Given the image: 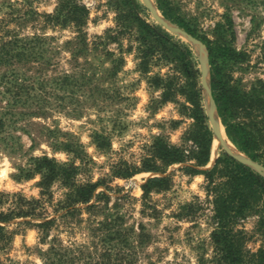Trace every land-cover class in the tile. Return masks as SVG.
<instances>
[{
	"label": "rangeland",
	"instance_id": "obj_1",
	"mask_svg": "<svg viewBox=\"0 0 264 264\" xmlns=\"http://www.w3.org/2000/svg\"><path fill=\"white\" fill-rule=\"evenodd\" d=\"M77 1L85 6L84 0ZM136 1L147 9L141 12L147 21L162 25L153 16L144 0ZM170 1L179 14L199 34H204L210 39L215 38L213 32L215 23L229 25V35L226 37L230 38L233 47L243 52L245 57L244 61L231 67L232 79L243 89H248L258 80L264 81V0ZM53 2L54 0H0V38L1 35L3 38L13 35L29 36L26 30L30 28L31 35L38 33L47 38L46 43L49 48L47 51L48 63L39 64L29 61L22 64L15 63L13 68L30 77V80L34 82H36L37 76L45 77L50 81L53 78L69 76L62 84L58 82V85H53L49 81L41 90L38 89L37 84L35 85L37 88L31 90L30 95L34 93L40 97L42 105L39 107L28 103L29 99L27 103H18L14 107V114L8 116L5 125L0 130V152L7 155L12 166L17 169L15 173L11 174L14 180L22 182L28 177H24L20 169L28 168L31 165V158L38 157L33 155L34 150L38 149L46 153L45 146L50 147L53 152L67 150L74 153L73 160L76 158L80 160L76 174L81 173V179L86 178V182H92L94 170L102 173L95 180L98 182L95 192L103 191L106 195L92 198L89 203L94 205L90 208H87L86 204L76 205L79 210L64 217L61 216L64 213L63 209L55 212L53 208L54 204L62 200L65 194H63V198H54L53 192L49 189L53 180L46 189L51 202L45 204L43 212L47 218L56 217V222L47 229L46 233H43L35 225L22 223L24 220L39 222L40 218L17 217L6 226L15 225L12 228L15 231L13 237L16 233L24 232L27 227H34L40 231L42 243L51 246L53 242H59L62 247L69 248L73 254L82 250L83 253L89 254L91 259H95L103 250L99 240L103 236V229L99 223L117 218L121 229L127 232L125 238L128 237L127 241L130 245L126 248L129 247V251L133 254L132 263L125 262L123 264H192L193 256L196 258L197 264H209L208 259L211 255L209 256L208 253L212 254L210 235H207L209 229H212L210 199L205 194L203 200L196 196L190 202H179L180 196L185 190V186L180 180L187 174L189 176L187 183L190 184L191 177L198 174L187 173L182 169V166L189 164L188 162L168 166L162 175L169 176V186L166 189L152 190L145 198L142 197L141 184L148 176L156 175L155 173L148 172L150 174L145 175L146 172L141 171L128 177L113 174L121 168H132L138 165L137 159L141 160L146 153L148 143L140 145L143 150L139 154L131 150L134 143L146 139L143 133L133 131V129L147 127L150 130L153 126H157L163 130L169 123L173 128L180 123L176 120L156 121L155 125H152L148 124L147 119L140 121L128 119L139 100L134 93L139 88L140 81H148L150 92L157 87L149 83V71L143 73L137 65L135 69L125 71L123 76L118 75L125 63V55L131 53L134 48L136 50L137 46L129 32L116 34L119 1L88 0V6H86L88 15L81 29L86 46L85 51L81 53H74L77 45L74 44L77 35L75 29L71 25L50 24L44 17V14L49 13L39 12L34 6V3L39 6L40 3L51 5ZM57 2L58 0H55L56 5ZM149 2L154 11L159 16L162 15L156 5V0H149ZM189 5H194L195 14ZM112 11L117 13L114 18L115 27H105L102 35L88 31L89 23L92 26L106 23L110 19L109 14ZM167 30L190 45L199 67L203 54L202 49L177 33ZM109 34L116 35V38H107ZM193 37L206 49L202 40ZM113 43H115V49L112 47ZM120 57L123 61L117 63ZM206 59L209 69L208 56ZM152 65L164 66L169 63L154 60L150 67ZM4 70L6 69L0 66V74ZM134 71L140 72V78L128 80ZM170 71L174 72L172 65ZM125 80L128 82L124 83ZM2 105L3 100H0V106ZM162 105L163 103H159V99L152 98L145 108L150 112V116H154ZM61 115L64 117L63 127L58 118ZM218 118L224 139L230 143L229 148L248 157L228 138L220 117L218 116ZM84 133H88L92 137V142L97 146V151L94 154L104 153L107 156V159L102 163H97L92 159V155L85 151V145L81 143V136ZM126 134H131L132 139L124 142L123 137ZM160 135L167 139L165 131H162ZM113 137L118 138L121 142L118 150H113L111 147ZM154 137L151 136V140ZM184 144L187 148L190 146V142ZM220 148L222 146L217 141L213 147L212 140L210 159L207 164L199 168L210 167ZM252 161L261 165L264 173V165L258 161ZM70 164L73 163H67V165ZM105 167L108 168V171H104ZM173 177H179L180 180L174 182ZM55 180L60 181L59 179ZM60 187H64V185L61 183ZM137 191L141 192L139 196L136 195ZM18 193L22 194V190ZM159 193L162 195L155 198V194ZM173 203L177 204L178 209L166 212L165 210L171 208ZM165 220L168 222L165 223ZM181 221L187 222L188 226L184 227ZM256 221L257 216L248 213L238 223L239 227L244 230L245 224L252 223L254 225L251 230H247L252 234L248 240L252 247H256L257 241L260 242L259 245L264 244V238L262 239L257 232L254 233ZM97 227L101 230L96 229ZM77 236L86 237L87 242L77 243L75 240ZM66 239L69 241L68 244L64 243ZM12 240L4 249L0 250V257H3L0 259V264H19V261L13 260L8 255L12 249ZM116 242L115 239L111 240L112 244ZM48 248L46 250L40 247L25 248V252L43 258ZM24 264H34V261L26 260Z\"/></svg>",
	"mask_w": 264,
	"mask_h": 264
},
{
	"label": "trees",
	"instance_id": "obj_2",
	"mask_svg": "<svg viewBox=\"0 0 264 264\" xmlns=\"http://www.w3.org/2000/svg\"><path fill=\"white\" fill-rule=\"evenodd\" d=\"M118 1L120 4L117 7L116 34L129 32L133 36L141 61L137 67L141 72L147 73L154 60H162L172 65L174 72L168 75L166 80L156 74L149 76V83L166 89L159 103L175 99L177 93L182 94L185 102L179 104V111L186 117H191L193 122L184 133L183 143L179 147L168 143L164 136H155L152 143L147 145L146 153L141 158L142 164L121 168L113 174L128 177L141 171L155 173L156 175L148 176L141 184L142 197L145 198L150 191L166 189L169 186V176L162 175L168 166L188 162V165L182 166L185 172L203 173L208 178L204 188L206 196L210 199L214 229L210 233L212 254L208 259L209 264H264V244L252 251L247 246L252 234L238 227L239 220L248 213H253L257 216L254 233L257 232L264 238V176L222 148L217 152L210 167L199 168L210 159L213 133L203 104L198 61L187 42L175 37L162 25L147 21L141 14L147 9L141 3L136 0ZM156 5L167 20L203 41L209 63L210 92L224 131L239 150L264 165V81L258 80L248 89H243L232 79L231 67L244 61L245 57L243 52L233 47L230 38L226 37L229 35V25L215 23V38L210 39L204 34H199L179 14L170 0H156ZM87 15L86 6L77 0H58L54 12L44 14V17L52 25H71L77 32L74 43L77 47L75 46L74 53H81L85 51L86 46L81 29ZM107 38L113 39L116 35L109 34ZM46 41L47 38L38 33L24 37L13 35L9 38H3L1 35L0 66L6 70L0 74V100H3V105L0 106V130L8 116L14 114V107L18 103H27L29 99L28 103L37 107L42 105L40 97L34 93L30 95V92L35 89L36 84L41 90L50 80L37 76L34 82L30 77L15 70L13 65L29 61L48 63L49 48ZM118 59L117 63H122L123 59ZM67 78L69 76L53 78L49 83L62 84ZM186 142H190L188 148L184 144ZM78 169L79 167L73 164L57 163L46 155L31 158V165L20 169L24 177H30L36 171L42 172V179L39 181L42 190L39 199H25L18 192H0V205L9 201L12 205L6 213L0 211V222L5 225L0 227V250L13 238L15 231H9L6 224L14 218H40L39 222L24 220L22 223L35 225L43 233L56 222V217L47 218L43 212L45 204L51 202L46 191L51 181L59 179L67 186L64 198L57 201L53 207L55 212L63 209L61 216L64 217L79 210L76 205L86 204V207L90 208L94 205L89 203L92 198L106 195L103 191L95 192L98 182H75L74 176ZM117 221V218H111L99 223L103 229V236L99 238L103 250L95 259H91V256L82 250L73 254L69 248L62 247L59 242H53L44 254V264L132 263L133 254L129 247L126 248L130 245L128 237L125 238L127 232L121 229ZM96 229L101 230L99 227ZM113 239L117 241L114 244L111 243Z\"/></svg>",
	"mask_w": 264,
	"mask_h": 264
},
{
	"label": "clouds",
	"instance_id": "obj_3",
	"mask_svg": "<svg viewBox=\"0 0 264 264\" xmlns=\"http://www.w3.org/2000/svg\"><path fill=\"white\" fill-rule=\"evenodd\" d=\"M85 6H88V0H84ZM34 6L36 7V10L39 12H47L49 14L54 12L56 3L55 0L51 5H45L43 3H40L39 6H36L34 3ZM189 8L192 9L193 14H195V8L194 5H189ZM90 15H93V13H90ZM110 19L106 23H101L98 26H92L91 23H89L88 31L90 33L95 32L97 34H103V29L108 26L115 27V16L117 13L115 11H112L110 14ZM29 35H31L30 28L26 30ZM113 49H115V43H113ZM156 58L155 56L153 57ZM140 58L137 56L135 48L131 53H128L125 55V63L122 67V70L118 73L119 76H123L125 71L132 70L136 68V65L139 64ZM110 66V65H106ZM171 64L164 65V66H157L152 65L149 69L148 75L153 76L157 73L161 77V79L166 80L168 75H171L172 72L170 71ZM132 78H140V72L134 71L132 72L131 76L128 78V80H131ZM128 80L123 81L124 83H127ZM166 89L163 87H158L153 89L151 92L148 88V81L147 80H141L140 86L138 89L135 90V96L139 98L138 103L135 107V109L130 113L128 119L131 121H140L142 119H147L148 124L155 125L156 121H180V123L176 127H172L171 124H167L165 129H161L157 126H153L150 130L147 127H140L138 129H133V131H139L144 134L146 137L145 140L140 141L139 143H134L132 146V151L137 152L139 154L143 149L140 147L143 143L151 144V136H157L160 135L162 131H165L167 133V140L168 143L179 147L181 143L183 142V136L184 133L187 131L188 126L193 122L191 117H186L185 114H182L179 111V104L185 102V98L182 94L177 93L175 99H169L164 101L163 105L157 110L154 116H150V112L146 110L145 106L149 104L150 100L152 98L160 99L162 98L163 92ZM61 120V126L63 127L64 123V117L61 115L58 117ZM129 139H132L131 134H126L123 137L124 142H127ZM81 143L85 145V151L92 155V159L96 160L97 163H102L105 159H107V156L104 153H100L99 155H95L97 151V146L92 142V137L88 133H84L81 136ZM121 146V142L118 138L113 137L111 140V147L113 150H118ZM47 151L42 152L40 150H34L33 155L36 156H44L47 155L50 159H55L57 163L67 164L69 162H72L74 166L80 165L79 158L72 159L74 156V153H70L67 150H57L55 152L52 151V149L48 146H45ZM137 164H142V160L137 159ZM17 169L12 166L10 159L7 155H5L3 152H0V192H8V193H15L22 190V195L25 197V199H32L40 198L41 193V186L39 185V181L42 179V172L36 171L34 172L33 176L26 178L24 181H15L12 177V173H15ZM104 171H108V168L105 167ZM102 173L94 170L92 182H95L96 179L99 178V176ZM150 173L146 172L145 175H149ZM82 174L77 173L75 180L77 183H83L86 182L85 179H81ZM174 182L177 180H180L179 177H173ZM189 181V176L187 174L184 175L183 179L180 180V182L185 186V190H183L182 195L180 196V203L190 202L194 197L198 196L203 200L205 196V188L204 186L208 183V178L203 173L195 174L191 177V183H187ZM61 181L54 180L53 183L49 186V189L53 192L54 198H63V194L68 190L67 186L60 187ZM141 192L137 191L136 195H140ZM162 195V193L155 194V198H159V196ZM12 206L11 201H9L5 205H0V211L7 212L8 207ZM162 206V205H161ZM178 206L176 203H173L172 207L169 209H166V212H171L174 210H177ZM165 223L168 221L165 220ZM181 223L184 224V227H187V222L181 221ZM0 227H5L3 222H0ZM8 230L10 231L12 228L15 227V225H7L6 226ZM239 227V225H238ZM254 227L252 223H247L244 225L245 230H251ZM214 229H209V232L207 235H210L211 231ZM41 233L38 229L34 227H27L25 228V231L22 233H16L12 240V249L8 252V255L13 258V260L19 261V264H24L26 260H32L34 261V264H44V259L39 257L38 255L32 254L29 255L25 252V248H33V247H40L41 249H47L48 244L41 242ZM77 243L87 242L86 237L84 236H77L75 238ZM65 244H68L69 241L66 239L64 241ZM259 241L256 243V247H252L251 242L247 243V246L252 248V251H256L259 248ZM208 255H211V252L208 253ZM3 257H0L2 259ZM171 259V257H169ZM192 264H197L196 258L192 257Z\"/></svg>",
	"mask_w": 264,
	"mask_h": 264
},
{
	"label": "water",
	"instance_id": "obj_4",
	"mask_svg": "<svg viewBox=\"0 0 264 264\" xmlns=\"http://www.w3.org/2000/svg\"><path fill=\"white\" fill-rule=\"evenodd\" d=\"M144 2L146 3V5L150 9V11L152 12L153 16H155V18L162 24V26H164L165 28L171 30L172 32L177 33L178 35L186 38L188 41L194 43L196 46H199L200 49H202L203 54H202V58L200 59V66H199L200 80H201V88H202V95H203V104H204L205 111H206V114L208 116V120L210 122V126L212 129L213 140H216L228 154L232 155L237 160L245 163L246 165L250 166L252 169H254L255 171H257L258 173H260L261 175L264 176V173L262 171L263 167L261 165L255 163L254 161H252L248 157L242 156V155L232 151L227 146L226 142L224 141L222 133H221V129L219 128V126H218V128L216 127L215 114L217 115V111H216L215 103H214L212 96H211L209 82H208L209 69L207 67V61H206L207 60L206 59L207 58L206 49L192 35H190L186 31H184L180 27L176 26L175 24L171 23L163 15L159 16L154 11L149 0H144ZM207 106H208V108H207ZM217 117H218V115H217Z\"/></svg>",
	"mask_w": 264,
	"mask_h": 264
},
{
	"label": "bare ground",
	"instance_id": "obj_5",
	"mask_svg": "<svg viewBox=\"0 0 264 264\" xmlns=\"http://www.w3.org/2000/svg\"><path fill=\"white\" fill-rule=\"evenodd\" d=\"M207 108H208V106H207ZM215 121H216V127L218 128V126H219V128L221 129L222 136H223V130H222L221 124L219 122V118L217 117L216 114H215ZM223 139H224V136H223ZM224 141H225V139H224ZM215 142H216V140H213V147L215 145ZM225 142H226L227 146L229 147L230 143L228 141H225Z\"/></svg>",
	"mask_w": 264,
	"mask_h": 264
}]
</instances>
